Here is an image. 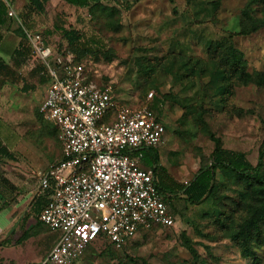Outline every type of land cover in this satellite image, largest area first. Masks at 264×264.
<instances>
[{
  "label": "rangeland",
  "instance_id": "obj_1",
  "mask_svg": "<svg viewBox=\"0 0 264 264\" xmlns=\"http://www.w3.org/2000/svg\"><path fill=\"white\" fill-rule=\"evenodd\" d=\"M0 1L6 5L0 146L9 153L0 156V264H38L59 236L37 218V177L59 159L61 147L39 111L44 87L26 31L73 54L87 78L110 87L119 104L149 105L165 126L156 170L176 189L173 223L142 229L118 249L96 238L77 264H264V221L250 236V255L234 239L262 203L254 185L217 167L210 193L197 203L175 186L205 166L217 146L257 162L264 139V0H88L85 6L46 0L42 10L30 0ZM64 30L75 31L77 40L68 43Z\"/></svg>",
  "mask_w": 264,
  "mask_h": 264
},
{
  "label": "built area",
  "instance_id": "obj_2",
  "mask_svg": "<svg viewBox=\"0 0 264 264\" xmlns=\"http://www.w3.org/2000/svg\"><path fill=\"white\" fill-rule=\"evenodd\" d=\"M26 39L44 87L39 111L61 147L37 177L36 195L46 198L37 218L59 230L38 264H77L96 238L118 249L142 229L172 224L173 193L158 186L153 165H141L165 132L158 113L119 104L110 87L89 80L73 54L59 53L42 33L26 31Z\"/></svg>",
  "mask_w": 264,
  "mask_h": 264
},
{
  "label": "trees",
  "instance_id": "obj_3",
  "mask_svg": "<svg viewBox=\"0 0 264 264\" xmlns=\"http://www.w3.org/2000/svg\"><path fill=\"white\" fill-rule=\"evenodd\" d=\"M46 0H30V4L38 10H42V2ZM66 2L76 5L85 6L88 4V0H65ZM6 5L0 1V26L4 23V16L6 15ZM63 36L67 39L68 43H73L77 40V33L72 30H64ZM1 38V36H0ZM235 62H233V65ZM3 65V59L0 56V67ZM7 149L0 146V156H8ZM159 156L156 148H150L145 153V162L148 165H153L156 169ZM217 167H226L232 170L234 173L240 175L247 186L254 185L255 191L262 200L259 207L254 209L251 217L240 227L235 233L234 239L239 242L241 247V253L244 256L250 255L249 239L253 231L258 230L260 227V221H264V139L260 145L258 151L257 162L252 165L244 156L242 152L234 151L227 148L215 147L213 150L210 161L203 167L199 168L190 180L186 183L175 184L177 188L187 196L190 203H197L203 199L208 193H210L213 180L215 177V171ZM159 187L165 190H169L174 193L176 189L174 184H167L163 179L157 183ZM46 198L42 195H36V207L38 212L42 205L45 203ZM0 200V210L2 209Z\"/></svg>",
  "mask_w": 264,
  "mask_h": 264
},
{
  "label": "crops",
  "instance_id": "obj_4",
  "mask_svg": "<svg viewBox=\"0 0 264 264\" xmlns=\"http://www.w3.org/2000/svg\"><path fill=\"white\" fill-rule=\"evenodd\" d=\"M4 19H5V16H4ZM157 147V146H156ZM156 147H154V148H156ZM150 148H148V149H146L145 151H144V156H143V158H142V160H141V165L143 166V167H147V166H151V165H148V164H146V162H145V153L147 152V150H149ZM156 150H157V148H156ZM155 176H156V179H157V183H159L160 181H161V179L158 177V175H157V170L155 169ZM55 242V241H54ZM54 242H53V244H54ZM52 244V245H53ZM51 245V246H52Z\"/></svg>",
  "mask_w": 264,
  "mask_h": 264
}]
</instances>
